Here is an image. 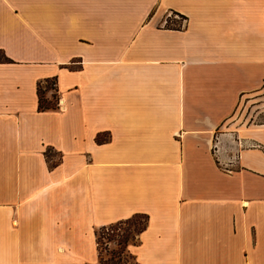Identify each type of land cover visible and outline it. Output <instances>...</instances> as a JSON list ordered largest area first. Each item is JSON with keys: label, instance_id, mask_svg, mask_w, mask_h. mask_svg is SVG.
I'll return each instance as SVG.
<instances>
[{"label": "crops", "instance_id": "crops-1", "mask_svg": "<svg viewBox=\"0 0 264 264\" xmlns=\"http://www.w3.org/2000/svg\"><path fill=\"white\" fill-rule=\"evenodd\" d=\"M263 87L264 0H0V264L137 214L129 264H264V129L222 127Z\"/></svg>", "mask_w": 264, "mask_h": 264}, {"label": "rangeland", "instance_id": "rangeland-1", "mask_svg": "<svg viewBox=\"0 0 264 264\" xmlns=\"http://www.w3.org/2000/svg\"><path fill=\"white\" fill-rule=\"evenodd\" d=\"M47 84H44L46 86ZM55 88L49 87L45 98L51 103L56 102ZM54 98V99H52ZM230 133L240 128L261 127L264 129V87L258 93L242 97L234 113L224 124ZM143 219H136L133 225H123L114 232L101 234L99 237L102 264H124L133 261L129 247L138 241V231L143 226ZM127 239L126 243L124 240ZM127 246V247H126Z\"/></svg>", "mask_w": 264, "mask_h": 264}, {"label": "trees", "instance_id": "trees-1", "mask_svg": "<svg viewBox=\"0 0 264 264\" xmlns=\"http://www.w3.org/2000/svg\"><path fill=\"white\" fill-rule=\"evenodd\" d=\"M44 84H47V85L44 86ZM52 86L55 88V80H45L43 82L38 83V85H37L38 110L40 112L53 111L57 108V105H56L57 100H58L57 98H56L55 103H51L47 98H45V94L47 93L48 88L52 87ZM52 99H54V98H52ZM98 141H100V140L98 139ZM139 218L143 219V221H144L143 226L138 231V235H139L146 227V223L148 220L146 215H139V214L134 215L129 219L104 226L96 232V244H97L98 253H99L98 264H102V261H103L102 257H101V251H100V241H99L100 235L104 234L105 232L106 233L114 232V231L118 230L123 225H133L134 220L139 219ZM126 241H127V239L124 240V243H126ZM110 264H114V263H110ZM124 264H129V263H124Z\"/></svg>", "mask_w": 264, "mask_h": 264}, {"label": "built area", "instance_id": "built-area-1", "mask_svg": "<svg viewBox=\"0 0 264 264\" xmlns=\"http://www.w3.org/2000/svg\"><path fill=\"white\" fill-rule=\"evenodd\" d=\"M175 18H177V17H175ZM175 20L180 21L181 19H180V18H177V19H175ZM181 21H182V24H183V23H184V20H181ZM167 23H168V22H167ZM56 105H57V108L60 107V100H59V99L57 100V104H56ZM223 148H224V146H223ZM224 149H225V150H224L223 152H224L225 154L228 153V152H226V151H228V150L226 149V147H225ZM213 151H214V153H216L218 150H217V148L214 147ZM215 151H216V152H215ZM235 156H236V153H235ZM235 158H236V157H234V155L232 154V155L229 157V160H227V161L225 162V165H223V166L226 167V168H224L226 171H228V168H227V167L233 165Z\"/></svg>", "mask_w": 264, "mask_h": 264}]
</instances>
